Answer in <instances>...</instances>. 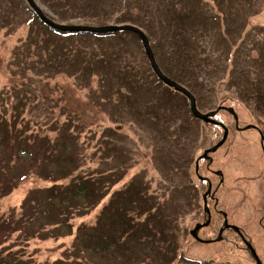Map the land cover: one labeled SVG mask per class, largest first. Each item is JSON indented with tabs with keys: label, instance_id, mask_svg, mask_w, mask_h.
Returning a JSON list of instances; mask_svg holds the SVG:
<instances>
[{
	"label": "rangeland",
	"instance_id": "1",
	"mask_svg": "<svg viewBox=\"0 0 264 264\" xmlns=\"http://www.w3.org/2000/svg\"><path fill=\"white\" fill-rule=\"evenodd\" d=\"M36 2L60 23L102 26L133 17L161 70L194 92L202 113L224 106L236 111L242 126L264 123V0ZM95 9L87 18L60 17L61 10ZM117 84L149 86L111 87ZM166 88L152 75L134 36L59 35L38 23L25 0H0V125L15 130L29 121L32 128L50 130L52 140L64 135L81 174L101 180V199L88 215L51 213L41 217L43 229L30 241L6 245L20 251L23 264H252L239 249L225 257L224 242L196 244L188 235L204 221L191 162L211 147L213 131L191 118L185 98ZM162 104L174 111L170 121ZM218 117L229 124L232 116ZM255 139L254 131L233 130L215 154V167L234 186L230 199L221 200L223 208L240 226L249 215L232 208L241 199L233 182L242 176L240 162L247 155L255 185L264 182ZM5 156L0 152L3 174L15 171L14 182L30 177L0 201V213L13 210L18 216L25 203L27 213L40 217V192L69 180H43L13 161L6 165ZM251 220L250 237L261 254L258 215Z\"/></svg>",
	"mask_w": 264,
	"mask_h": 264
},
{
	"label": "trees",
	"instance_id": "2",
	"mask_svg": "<svg viewBox=\"0 0 264 264\" xmlns=\"http://www.w3.org/2000/svg\"><path fill=\"white\" fill-rule=\"evenodd\" d=\"M51 7L54 8L52 4ZM61 11V18H87L91 14L98 12L99 9H95L92 12L87 10L78 12ZM125 17L122 15L113 21L116 24L139 25V22L135 21L133 17ZM35 19L46 28L38 18L35 17ZM139 27L142 28V26ZM109 36H119L120 38L127 36L136 37L129 32ZM162 106L166 109L168 121H170L174 116V111L168 104H162ZM139 113L137 123L141 122L142 111H139ZM145 114L149 115L148 112H145ZM16 125L17 128L15 130L6 122L0 125V138L2 137L0 152H7V156H5L7 162L5 164L9 165L10 161H13L14 165H21L20 169L26 168L27 171L31 170L37 176L43 175V180L46 181L62 182V180H69V182L64 185H53L49 189L40 192L39 199L42 204V209L38 214L40 217L27 213L25 203L22 204L18 216L13 210L3 215L0 213V264H23L24 256L19 253L20 251L13 253L11 247L6 245L11 242L18 245L20 243L23 244L25 241H30L32 237L43 229L42 225L38 226L41 217H47L51 213L61 211L67 215L73 213L84 217L91 211L90 207L101 199V180L91 179L88 175L81 174L85 172L79 170L74 158L70 157L67 152V137L60 135V137L52 140L50 130L43 129L38 125L32 128L29 121L20 125V127L19 123ZM3 170H5L4 166L0 165V201L10 194L13 186L30 177V174L27 173L25 176H20L17 182H14L13 179L17 177L15 176L17 173L7 168L8 173L5 175ZM89 200L91 201L86 205L85 203ZM135 215L139 217L137 212ZM174 232L176 233V229H174ZM7 251L9 252L7 253Z\"/></svg>",
	"mask_w": 264,
	"mask_h": 264
},
{
	"label": "flooded vegetation",
	"instance_id": "3",
	"mask_svg": "<svg viewBox=\"0 0 264 264\" xmlns=\"http://www.w3.org/2000/svg\"><path fill=\"white\" fill-rule=\"evenodd\" d=\"M216 120L218 121L219 125L217 124L208 126L216 131L214 134L216 136L213 138L214 140L211 143L210 148H212L216 144L214 143V141L216 137L218 138L220 136L221 132L222 134L219 141L223 137V131L220 126L221 124L229 128V134H231L230 131L232 129L235 130L236 133L243 134L244 132H242V130H244L247 125L251 126V131H254L256 133V136L258 137V139H255L258 140V145L260 147V154L257 157L260 161L262 168H264V164L262 162V157L264 161V139L262 138V136H264V123H251L247 124L246 126H242L241 122L238 121L237 123L233 118H231V122L229 124H227L224 120L221 119ZM206 150L207 149H205L204 151ZM203 152L197 156L196 162L203 155ZM249 159L250 158L247 155L240 162V165L242 167V176L238 177V179L233 182L234 184L236 183L240 187L239 190H237L236 192L241 196V199L238 203L232 204V208L233 210L236 209L238 211L243 209L244 213L249 215L245 226H240L232 222L229 218V212L226 211V208H223L222 203H224L225 207L226 203L222 202L221 200L225 196L229 197L232 195L231 189L234 188V186H232L231 181H227L225 173L220 168L215 167V154H209L207 158L200 160L198 172L195 171L193 179L194 186H196L199 193L198 197L203 202V211L206 215V218L204 219L202 224L208 221L210 214L209 226L207 227V229L202 228L199 232L201 238L208 241H214L217 237L211 239H207V237L213 236L215 234L219 235L220 231L223 230V236L229 234L233 238L232 240H228L229 252H232L233 246H237V242H240V244H242L239 245L241 251L246 255L248 260L252 262V264H255L256 261L250 253L247 244H251L254 248L256 247L250 237V231L252 230L255 224V222L251 220L253 214L258 215L257 221L259 225V230H261L264 235V193L260 192L261 188L264 189V182L260 185H255V177L249 169ZM210 202H212V206L210 205ZM205 203L207 204L208 211H205ZM228 226H235L239 230H235L232 227ZM211 229L212 232L210 231ZM262 248H264V243ZM258 257L261 263L264 264V252H261V254L259 253Z\"/></svg>",
	"mask_w": 264,
	"mask_h": 264
},
{
	"label": "water",
	"instance_id": "4",
	"mask_svg": "<svg viewBox=\"0 0 264 264\" xmlns=\"http://www.w3.org/2000/svg\"><path fill=\"white\" fill-rule=\"evenodd\" d=\"M27 2L31 6V8L36 12V14L39 16V18L46 25H48L49 27L56 29L58 31H63V32H68V33H91V34H109V33L128 31V32H132V33L137 34L142 41V44H143L144 49H145V53H146L148 60L151 64V67L154 70V72L156 73V75L159 77V79L162 82H164V84H166L167 86L174 88L176 91H178L180 93H183L189 99L191 112L196 118L203 120L207 123H215V121H213L212 118L215 117L216 114L220 110L223 109V107H220L216 111L208 113V114L200 113L198 108H197V105H196L195 97L188 90L183 88L178 83L172 81L171 79H169L168 77H166L162 73V71L160 70V68L156 62V59H155L154 53L152 51V48L150 46L149 40H148L147 36L145 35V33L141 29H139L135 26H132V25H122V26L111 25V26H103V27L61 25V24H58V23L52 21L51 19H49L43 13L41 8L37 5L35 0H27ZM228 111L236 117V114H235L233 109H228ZM226 138H227V130L225 132L223 140L217 146H215L213 149L207 151L204 156H207V154L209 152H215L220 146H222V144L225 142ZM198 229H199V227L196 228L192 232V235L196 239H199L198 235H197ZM251 250H252L253 255L256 257L258 264H260V261L256 255L255 251L252 248H251Z\"/></svg>",
	"mask_w": 264,
	"mask_h": 264
}]
</instances>
